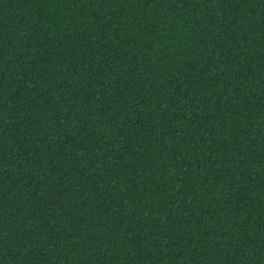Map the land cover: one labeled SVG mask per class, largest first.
<instances>
[{"label":"trees","instance_id":"1","mask_svg":"<svg viewBox=\"0 0 264 264\" xmlns=\"http://www.w3.org/2000/svg\"><path fill=\"white\" fill-rule=\"evenodd\" d=\"M0 264H264V0H0Z\"/></svg>","mask_w":264,"mask_h":264}]
</instances>
